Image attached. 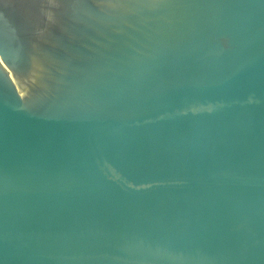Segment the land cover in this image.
I'll use <instances>...</instances> for the list:
<instances>
[{"label":"water","instance_id":"95a60500","mask_svg":"<svg viewBox=\"0 0 264 264\" xmlns=\"http://www.w3.org/2000/svg\"><path fill=\"white\" fill-rule=\"evenodd\" d=\"M0 264H264V0H0Z\"/></svg>","mask_w":264,"mask_h":264}]
</instances>
